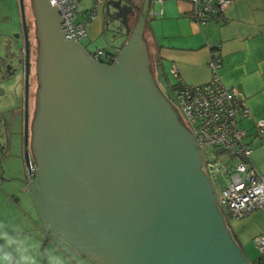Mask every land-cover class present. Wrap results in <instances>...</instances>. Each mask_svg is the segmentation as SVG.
<instances>
[{
    "label": "water",
    "instance_id": "1",
    "mask_svg": "<svg viewBox=\"0 0 264 264\" xmlns=\"http://www.w3.org/2000/svg\"><path fill=\"white\" fill-rule=\"evenodd\" d=\"M20 1L25 161L45 229L97 264H252L218 206L189 124L156 82L146 26L155 0H144L139 12L138 1L114 0L112 21L128 27V15L137 12L138 23L111 64L67 40L58 6L25 0L31 38L37 12L42 40L31 146L30 45ZM36 76L34 64V111Z\"/></svg>",
    "mask_w": 264,
    "mask_h": 264
},
{
    "label": "crops",
    "instance_id": "2",
    "mask_svg": "<svg viewBox=\"0 0 264 264\" xmlns=\"http://www.w3.org/2000/svg\"><path fill=\"white\" fill-rule=\"evenodd\" d=\"M92 1L94 7L95 0ZM135 1L139 2V12L144 0ZM105 2L98 9L97 16L103 8L108 10V16L109 13H115L113 7L105 6ZM90 10L78 11V15L82 14L78 20L86 18ZM161 11L164 14L155 17L154 14ZM193 14V6L186 0H162L152 5L146 26L157 53L156 82L160 90L169 92L170 85L177 83L171 73L172 69L177 68L186 83L203 85L211 78L208 64L212 55L219 53L222 58L220 74L224 84L238 89L250 108L251 118L241 119L238 127L247 132L245 144L252 149V166L264 175V133H256V123L264 119V0H236L222 15L204 26L195 24ZM109 18L111 20V15ZM95 20L87 28L88 37L92 39L99 37L97 27H103L101 22L99 25ZM137 23L136 16L129 20L131 34ZM15 33L10 31L4 35L3 31L0 32V56L4 55L2 48L6 38ZM218 46L220 51H217ZM118 50L120 52L121 48ZM119 52L110 55L117 56ZM17 60H13L15 64L10 69L12 74L6 72L9 61L7 66L0 67V229L5 230L0 231V264H4L5 258L10 264H31V246L34 244L35 259L43 253L46 264H49V253L53 258L52 264H97L50 235L42 218L35 220L33 215L34 218L23 210L24 207L32 212L38 207L28 187L33 179L25 161L24 74L19 63L20 56ZM29 193L34 203L32 209L23 198L29 199ZM15 219L26 224L22 228L23 232L16 228ZM226 221L237 243L253 264L261 256L255 239L264 238V209L240 220ZM42 244L44 249H41ZM12 252L17 260L11 256Z\"/></svg>",
    "mask_w": 264,
    "mask_h": 264
},
{
    "label": "built area",
    "instance_id": "3",
    "mask_svg": "<svg viewBox=\"0 0 264 264\" xmlns=\"http://www.w3.org/2000/svg\"><path fill=\"white\" fill-rule=\"evenodd\" d=\"M58 6L62 31H68L67 40L82 44L88 38L89 23L96 19L98 9L105 0H95L93 9L86 18L79 21L78 11L81 0H49ZM193 6L196 25L204 26L222 15L236 0H186ZM155 2L161 3L162 0ZM164 13H155V17ZM220 51V46L217 47ZM216 51V52H217ZM96 61L114 62L104 50L88 51ZM106 59V60H104ZM222 58L219 53L212 55L208 64L210 81L203 85L186 83L177 68L171 73L177 83L170 85L173 100L184 121L189 124L203 156V170L213 180L222 175L225 186L217 202L225 219L240 220L264 209V175L251 164L252 149L245 144L247 132L238 127L241 119L251 118L246 99L236 88L227 87L221 77ZM256 133H264V119L256 123ZM35 174V171H33ZM32 178L34 176L31 175ZM261 256L264 257V238L255 239Z\"/></svg>",
    "mask_w": 264,
    "mask_h": 264
},
{
    "label": "rangeland",
    "instance_id": "4",
    "mask_svg": "<svg viewBox=\"0 0 264 264\" xmlns=\"http://www.w3.org/2000/svg\"><path fill=\"white\" fill-rule=\"evenodd\" d=\"M20 2H21L20 0H0V32L3 31L4 35L9 34L10 31H15V32L21 33V37L23 35L24 23H23L22 10H21ZM113 2H114V0H106L105 6H107V8H111V7H113ZM23 4H24V8H25L26 24H27L29 31H30L29 16H28V11H27L25 0H23ZM91 7H93V1L92 0H81V6L79 8V12H84L87 9L90 10ZM81 16H82V14L79 13L78 19H81ZM105 19H107V21ZM95 21H96L95 23L100 25V22H101V24L103 25V27H97V32H98L99 37L97 39H92L91 37L90 38L88 37V39L86 41H84L82 43V45L88 51H96L98 49H101V50H104L105 52H107L109 54H112L115 52L118 53L119 52L118 48L122 49L123 46L128 42V40L131 36V31H130V29H128L129 27H127L126 25H124L120 22L110 20V18L108 16V10L107 9L104 10V8L101 11H99L98 16H97ZM95 33H96V30H95ZM30 34H31V32H30ZM90 34H91V32H90ZM88 35H89V32H88ZM20 42L22 45H24L23 37L21 38ZM107 44L110 46H107ZM2 51H4V48H2ZM5 51L6 52H4L2 59L5 56H6L5 59H8L7 47H5ZM22 60H23V63L25 64V62H24L25 55L23 56ZM33 65H34V61H32V69H31V77H30V82H31L30 109L31 110H32V101H33ZM22 71L25 72L24 66L22 68ZM172 82H174V81L172 80ZM161 92L164 93L165 96L171 101L172 105L177 108V106L173 100L171 90L169 92H167L166 90H163V91L161 90ZM23 121H24V119H23ZM185 123H186V121H185ZM20 130H21V122H20ZM23 137H24V128H23ZM213 182H214L213 188H214L216 194L219 195L225 186L224 176L218 175L213 180ZM28 196H29V199H28V197H23V198H24V200L27 201L28 206H30V208L32 209L34 207L33 206L34 203H33L32 197H31V193H29ZM22 206H25V205L23 204ZM23 210H24V212H28V214H30V216L33 215L35 218L33 216L32 217L35 220L36 219L39 220V218L41 220V218H42V217H40L41 214H39L40 212L37 208L33 209L32 212L29 211L27 208L24 209V207H23ZM15 221H16V228H18V230L21 229V232H23L22 228L25 227L26 224L21 222L19 219H15ZM0 231L5 232V230L3 228H1ZM30 233L32 234L33 232H30ZM49 234L53 235L51 233H49ZM18 236H21V235H17V237ZM53 237H56V236L53 235ZM65 245L67 246V244H65ZM4 248H7V246L4 245ZM31 248H32L31 249L32 251L30 250L31 254H30V251L28 252V254H30L31 264H33L34 262H37V264H46V260L43 256V253H40L39 257L37 259H35V251H34L35 244L33 246H31ZM41 249H44L43 244L41 245ZM48 253H49V250H48ZM11 256L15 260H17L14 252L11 253ZM19 259L20 258H18V260ZM3 262H4V264H10L6 258L3 259ZM52 263H53V258L51 257V255L49 253V264H52Z\"/></svg>",
    "mask_w": 264,
    "mask_h": 264
},
{
    "label": "flooded vegetation",
    "instance_id": "5",
    "mask_svg": "<svg viewBox=\"0 0 264 264\" xmlns=\"http://www.w3.org/2000/svg\"><path fill=\"white\" fill-rule=\"evenodd\" d=\"M35 11H36V8H35ZM137 14L138 13L136 12L133 15H128V21L132 18H135V16L137 17ZM35 18H36V24L34 27L35 31L33 32L35 35V38H31V34H30L29 28L27 26L28 41H29V45H30V77H31L32 61H34V64L36 66V72H37V76H36L37 89H36V94H35L36 99H37V108L35 109V111H34V109L33 110L30 109L31 82L29 80L28 114H29V143H30V146H31V138H32V129L34 127L35 117H36V114H37L39 106H40V92L42 89V77H41L42 40H41V35H40L39 20H38L37 12H36ZM24 31L25 30L23 29L22 37H23L24 45H22L20 42L22 37H21V33H19V32L15 33L13 36H9L6 38V42L3 46V48H4L3 52H6L5 47H7L8 59H5L6 56L3 59H2V56H0V67L2 68V65H5V64L7 66V61H9L6 72H9L12 74V71L10 70L11 66L13 65L15 60H17V59L19 60V56H20V60H19L20 62L19 63L22 66V68H23V66L25 67V72H23V71L22 72L24 74L23 92H24L25 116H26V97H27V92H26V60H27V50H26V37H25ZM17 53H19V55ZM24 55H25V60H24L25 64L23 63V60H22ZM104 60H106V59H104ZM24 135H25V132H24ZM35 174H37V173H35Z\"/></svg>",
    "mask_w": 264,
    "mask_h": 264
},
{
    "label": "trees",
    "instance_id": "6",
    "mask_svg": "<svg viewBox=\"0 0 264 264\" xmlns=\"http://www.w3.org/2000/svg\"><path fill=\"white\" fill-rule=\"evenodd\" d=\"M108 63L111 64L112 62H108ZM253 264H264V257L260 256L256 261L253 262Z\"/></svg>",
    "mask_w": 264,
    "mask_h": 264
}]
</instances>
